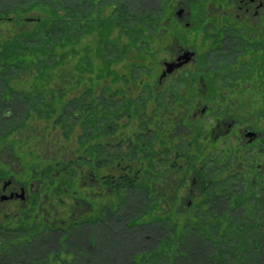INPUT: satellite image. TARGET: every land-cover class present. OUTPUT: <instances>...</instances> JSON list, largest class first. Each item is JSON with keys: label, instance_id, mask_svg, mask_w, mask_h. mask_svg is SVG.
Listing matches in <instances>:
<instances>
[{"label": "trees", "instance_id": "16d2710c", "mask_svg": "<svg viewBox=\"0 0 264 264\" xmlns=\"http://www.w3.org/2000/svg\"><path fill=\"white\" fill-rule=\"evenodd\" d=\"M9 1L0 22L37 14L25 19L29 28L0 37V149H13L27 180L37 178L42 192L84 199L78 186L84 176L94 184L91 201L99 199L94 188L104 196L93 213L63 227L33 221L34 208L16 219L3 215L0 264H88L98 247L88 249L84 240L72 249L76 228L121 210L128 216L125 233L156 229L126 264H264L261 197L249 188L240 196L231 186L219 192L216 172L204 162L201 133L190 125L191 135L171 137L182 115L154 91L149 73L138 72L146 61L128 57L131 50L150 56L144 30L165 18L167 1L159 0L161 16L155 12L152 20L148 10L141 16L130 11L129 0H110L115 8L107 17L100 0ZM33 122L43 124L47 138L53 131L65 143L73 137L75 157L41 160L22 133ZM189 176L198 194L187 207L181 191Z\"/></svg>", "mask_w": 264, "mask_h": 264}, {"label": "rangeland", "instance_id": "374dc122", "mask_svg": "<svg viewBox=\"0 0 264 264\" xmlns=\"http://www.w3.org/2000/svg\"><path fill=\"white\" fill-rule=\"evenodd\" d=\"M104 2L108 6L104 8L101 12L102 16H110L111 12L115 8L114 5H110V0H100V2ZM116 2L120 0H115ZM167 4H165V11L167 15L163 18L160 14L159 7L161 3L159 0H129V10L137 13L141 16L142 10L150 11L151 20L156 15L161 16L158 18L160 21L158 23L152 24V27H147L144 31L145 34L150 36L146 41L150 43L149 46L151 48L150 56H140L136 54L133 50L128 54L130 58H138V60H145L144 64L147 66L137 68L138 72L144 73L147 76L149 73V77L152 78L151 84L154 91H158L161 93L166 103L168 105L173 106V94L170 92H165L166 87L180 88L177 87L178 80H182L183 77H179L184 75L186 69L180 72L173 74L168 77L164 84L160 87H156L158 77L163 70L162 64L166 61H171L173 57L176 55L178 47L180 46L181 39L183 33L176 32V25H172V21L176 18L175 12L180 8L187 7V2L185 0H166ZM165 1V2H166ZM227 6L224 7V4L217 0L215 1H206L204 3V11L207 20H213L215 17L226 16V19H232L236 12L237 2L235 0H227ZM99 3V2H98ZM222 5V6H221ZM236 5V6H235ZM144 6V7H143ZM3 7H10L9 0H0V9ZM170 9L172 10L170 12ZM163 10V11H164ZM186 10V9H185ZM37 12L30 13L27 18H36ZM186 19L187 15L185 14ZM21 18V23L14 24L10 21H2L0 22V37L8 36L16 31H21L23 29L29 28L31 26V22L26 21ZM242 20H251L249 18H241ZM181 28H183V20L180 23ZM171 32V33H170ZM195 37L194 42L198 45L200 40V35ZM178 36L180 40H178ZM173 37L175 39H173ZM88 40H92L91 37ZM121 43H126L125 38H121ZM137 63V61H135ZM139 63V61H138ZM143 64V63H142ZM191 67H188L190 69ZM186 77V76H185ZM145 78V77H144ZM219 85V84H216ZM220 86V85H219ZM181 96L185 94L183 91L179 92ZM225 93V92H224ZM179 96L178 93H176ZM176 96V98H178ZM196 99V98H195ZM197 100V99H196ZM151 101L148 103V110L152 108ZM255 109V108H254ZM253 111L256 113V110ZM212 113L204 114L203 117H200V109H196L192 111L191 114L196 113L200 118L199 123L197 125H203L202 132L200 135L199 142L203 143L204 151L206 153V157L204 162H206V168H208L209 172H216L217 179L215 181L216 187L219 189V192H226L224 190L230 189L228 186H231L232 189L236 191L238 196H240V191L250 189L254 191L255 197L260 198L261 203L264 202V165L262 155H258L260 150L257 146V142L248 143V139L241 134L240 136H236L238 129L242 130V128H237L236 126L232 128L229 132L228 130L229 124H231V119L233 118V110H225V109H211ZM182 111V112H181ZM176 115H182L184 110L182 108L176 109ZM6 114L12 115V110L7 109L5 111ZM12 113V114H11ZM189 113V112H188ZM255 113L250 117V119H256L257 114ZM215 116L217 119H215ZM177 118V117H176ZM16 121V119H14ZM13 121V122H14ZM260 128L263 127V123L260 121ZM195 125L196 127H198ZM220 125L219 129L216 127ZM43 124L39 122H33L32 129H21L22 133H24L23 137L25 139H29L28 145L30 146V150L32 152H36L41 160H49L50 158H55L62 161H69L75 157L74 153V138L70 139L72 143H65L61 133L58 131H53L50 133L49 137H45L41 135ZM194 127V132L197 130ZM173 135L171 137L176 136H189L191 135V129L187 126H184L181 121L178 119L173 128ZM210 133L212 134L210 138ZM21 134V131L18 133ZM30 135V137H28ZM33 136H37L38 138H34ZM261 161V162H260ZM0 162L6 164L10 171H12L15 175H17L18 179L21 181L26 180V176L23 180V176L26 174L25 169L19 163L18 159L14 156L13 149L11 147L1 148L0 149ZM252 167V168H250ZM252 169V170H251ZM37 179V178H36ZM32 184V191L39 190V181L38 179ZM255 180V181H254ZM189 185L183 188L181 193L183 194L182 203L183 205L189 207L193 198L196 194H198V189L194 183L193 176H189L187 179ZM0 182V186H1ZM93 186L92 181L89 178H85L82 176L78 183L79 193L84 196V199H80L81 197H62L55 195L53 192L51 194H42L37 199V207L33 209L32 219L37 223H50V226H66V222L70 220H76L80 217L86 216V214H91L95 210L96 203L99 199L103 198V191L100 187L94 188L98 195H94L99 199L94 201L91 199V193H89L90 186ZM31 191V192H32ZM33 193V192H32ZM60 197V200H59ZM255 198V199H256ZM88 200V201H85ZM226 198H220V201H225ZM250 200V199H249ZM239 201V200H238ZM101 203H104L101 201ZM251 203V202H248ZM25 209L24 204L20 202H11V203H0V218L3 215L9 214L13 218H17L19 216V212ZM126 209V208H124ZM128 217L127 214L121 213L119 214H111L109 211L105 213H100L97 215L98 221H96L93 225L89 226L87 223L83 227L76 228L74 237L71 239L74 241L73 248H79L80 243L82 241H90L91 247H98L97 251L90 252V258L88 264H126L128 260V254L131 252H137L142 250V242L147 241L146 237L151 234L154 236L156 229L154 230L152 227H146L139 229L137 233L129 232L125 233L124 225H122L124 219ZM81 218L79 221L84 220ZM143 236V237H142ZM88 242V241H87ZM147 244V243H146ZM86 250L87 248L83 246ZM137 248V251H134L133 248ZM83 248V249H84ZM91 250V249H90ZM131 251V252H130ZM125 254V258H121V255ZM126 260V261H125Z\"/></svg>", "mask_w": 264, "mask_h": 264}, {"label": "flooded vegetation", "instance_id": "af4514ba", "mask_svg": "<svg viewBox=\"0 0 264 264\" xmlns=\"http://www.w3.org/2000/svg\"><path fill=\"white\" fill-rule=\"evenodd\" d=\"M185 1L187 7L175 12L174 21L170 18L171 24L176 25V32L183 33L181 40L180 36L177 37L181 41L180 46L171 61L163 62L156 87L162 86L168 77L186 69L184 75L179 76L183 79L177 81V87L182 85L181 90L165 88L166 93L173 94L171 107L184 110L181 123L188 128L190 125L196 127L200 118L196 113L191 114L196 109L201 108L200 117L207 113L213 114L211 109L214 108L215 111L232 109L233 118L226 132L235 126L242 128L238 129L236 136L243 134L249 144L257 142L260 147L258 155H262L264 162V0H235L237 13L232 19L220 16L213 20L205 18L204 3L215 0ZM217 1L227 6V0ZM185 14H188L187 19ZM182 20L183 28L180 26ZM197 32L200 35L199 46L194 42ZM165 64L177 66L167 73ZM180 91L185 94L181 96ZM254 113L257 114V120L250 119ZM260 121L263 123L262 128L259 126ZM197 126L196 129L203 134L200 129L203 125ZM25 179H18L6 164L0 162V203L18 201L24 204L25 209L19 214L36 208L38 197L50 193L41 191L40 181L39 190L32 191L35 180ZM56 195L62 197V192H56Z\"/></svg>", "mask_w": 264, "mask_h": 264}, {"label": "water", "instance_id": "95a60500", "mask_svg": "<svg viewBox=\"0 0 264 264\" xmlns=\"http://www.w3.org/2000/svg\"><path fill=\"white\" fill-rule=\"evenodd\" d=\"M177 65L165 64L166 72L170 73Z\"/></svg>", "mask_w": 264, "mask_h": 264}]
</instances>
